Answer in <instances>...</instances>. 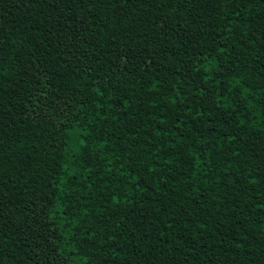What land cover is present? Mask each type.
Masks as SVG:
<instances>
[{
	"label": "trees",
	"instance_id": "obj_1",
	"mask_svg": "<svg viewBox=\"0 0 264 264\" xmlns=\"http://www.w3.org/2000/svg\"><path fill=\"white\" fill-rule=\"evenodd\" d=\"M0 264H264V0H0Z\"/></svg>",
	"mask_w": 264,
	"mask_h": 264
}]
</instances>
